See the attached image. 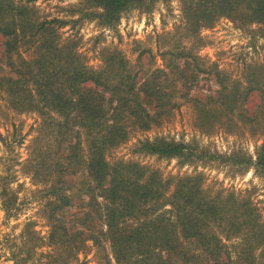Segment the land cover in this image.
Here are the masks:
<instances>
[{
	"label": "rangeland",
	"instance_id": "rangeland-1",
	"mask_svg": "<svg viewBox=\"0 0 264 264\" xmlns=\"http://www.w3.org/2000/svg\"><path fill=\"white\" fill-rule=\"evenodd\" d=\"M190 1L130 6L104 23L101 8L91 0H0V21L18 34L7 53L0 35V77L9 78L3 80L9 87L15 70L24 72L21 90L0 87V264H140L113 258L101 221V187L86 170L89 152L100 146L102 129L110 122L109 93L88 81L77 85L84 99L91 101L90 91L97 98L102 95V119L94 112L91 121L92 115L78 107L65 118L56 114L36 96V75L31 73L39 57L62 71L74 64L90 68L114 83L115 69L106 64L118 54L125 66L117 69L152 95L142 93L140 98L154 119L147 128L124 120L125 135L104 146L105 160L156 170L168 186L177 177L200 173L205 188L247 195L264 216V176L237 163L251 156L254 146L264 145V132L250 133L239 119L231 123L226 101L216 99L219 83L213 75L219 72L224 95L233 88L242 92L252 71L261 84L264 20L217 15L194 23ZM94 102L97 110L99 100ZM256 104L257 90L233 103L237 111L248 113ZM216 110H222L224 123H216ZM203 111H208L207 118H201ZM154 138L182 143L185 153L136 151L139 141ZM58 194L67 200L62 206ZM159 256L155 264H164V252Z\"/></svg>",
	"mask_w": 264,
	"mask_h": 264
},
{
	"label": "trees",
	"instance_id": "trees-1",
	"mask_svg": "<svg viewBox=\"0 0 264 264\" xmlns=\"http://www.w3.org/2000/svg\"><path fill=\"white\" fill-rule=\"evenodd\" d=\"M91 1L101 8L98 15L102 21L109 23L120 10L134 5L152 8L156 0ZM187 8L191 10L194 23L211 21L217 15L244 18L251 22L264 20V0H191ZM187 13L190 15L189 11ZM0 35L7 53L14 48L18 34L10 30L7 22L0 21ZM106 65L115 69L112 77L116 75L117 79L114 83L109 77L101 78L99 72L75 64L62 71L61 67H55L41 57L34 62L35 70L31 76L36 75L37 99L50 105L56 114L64 118L75 107L87 115L98 112L101 119L104 116L103 111L100 112L102 95L97 98L90 91L91 101L84 99L83 92L77 88L79 83L88 81L109 93L108 100L110 98L113 105L106 120L110 122L102 129L100 146L89 152L86 170L88 177L101 187L104 209L101 221L116 262L146 264L149 259H155L150 263L155 264L160 259L159 253L164 252V264H264V216L247 195L233 190H209L203 186L200 173L177 177L168 186V180L162 179L156 170H145L135 162L109 163L105 160L102 153L104 146L116 144L125 135L124 120L131 118L137 127L147 128L154 119L141 105L143 101L140 98L142 93L152 95L143 87H137L133 76L117 69L125 66L123 58L115 54V57L108 58ZM258 66L263 68L260 85L256 84L252 71L246 77L242 92L233 88L226 95L219 72L214 70L213 74L219 83L216 99L222 104L226 101L225 108L232 118L231 123L236 125L239 119L250 133L264 132V62ZM15 72L13 85L7 87L3 80L9 78L1 76L0 87L5 86L9 91L20 87L21 90L20 78L24 72L19 68ZM252 90H257L258 104L249 113L245 109L237 111L233 103ZM95 99L99 100L97 110ZM221 112L216 110L214 113L218 115L217 124L225 122ZM208 116V111L201 113V118ZM94 117H90L91 121ZM137 144L136 151L160 156H181L185 153L184 144L162 138L143 140ZM237 163L249 164L255 173L264 176V145L254 146L252 155ZM58 199L59 206L67 201H63L64 197L60 194ZM119 221H134V225H118ZM72 248L77 250L79 246L72 245Z\"/></svg>",
	"mask_w": 264,
	"mask_h": 264
}]
</instances>
